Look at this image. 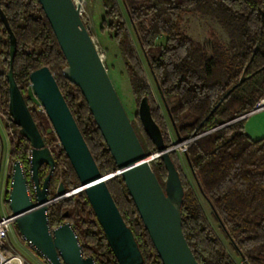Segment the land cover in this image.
<instances>
[{
    "label": "trees",
    "instance_id": "trees-1",
    "mask_svg": "<svg viewBox=\"0 0 264 264\" xmlns=\"http://www.w3.org/2000/svg\"><path fill=\"white\" fill-rule=\"evenodd\" d=\"M102 1L105 18L101 29H113L132 91L139 102L148 98L153 119L166 145H171L172 141L130 24L177 137L189 138L237 119L264 97V0ZM0 8L17 40L15 80L57 163L49 184V196L56 194L52 189L56 175L61 176L66 191L80 185V181L62 146H55L57 139L53 129L50 128L52 137H47L50 122L45 113L37 111L35 99L28 91L30 74L40 67L48 66L54 73L101 173L115 171V161L80 89L62 75L66 59L39 1L0 0ZM189 12L216 18L227 41L213 36L208 47L191 38L182 28L183 15ZM0 57L7 69L5 73L0 72V112L6 120L7 132L12 134L9 158L13 162L20 160L28 173L30 143L20 134L8 112L9 33L1 19ZM247 64L244 80L238 84ZM174 98L178 99V104L174 103ZM219 101L220 105L211 112ZM137 117L142 136L132 124L145 152H156L155 144ZM244 124L245 118L235 120L195 140L184 152L197 186L210 204L221 231L230 239L235 254L243 264H264V137L251 138ZM170 154L184 186L182 228L195 257L200 264H238L213 228L179 165L176 151ZM151 163L164 186L167 170L162 159H153ZM48 171L47 165L41 166V182ZM107 185L134 234L144 264H161L121 176L110 179ZM64 207L69 208L67 218L62 211ZM48 215L52 227L66 220L72 223L84 256H93L97 264H119L84 191L51 205Z\"/></svg>",
    "mask_w": 264,
    "mask_h": 264
},
{
    "label": "water",
    "instance_id": "water-1",
    "mask_svg": "<svg viewBox=\"0 0 264 264\" xmlns=\"http://www.w3.org/2000/svg\"><path fill=\"white\" fill-rule=\"evenodd\" d=\"M38 1L66 59L62 75L80 89L115 161L116 170L108 174L101 173L55 75L48 66L31 72L32 92L41 102L80 181L79 188L87 195L117 261L119 264H144V257L134 234L107 185L110 179L120 175L161 264H200L183 232L181 208L185 191L170 153L179 144L191 145L195 140L211 133L213 128L187 139L178 137L176 143L166 145L159 125L153 119L148 98L144 97L139 103L138 116L144 131L156 146V152L147 154L82 16L81 4L77 0ZM0 19L9 33L10 59L6 75L8 112L31 147L28 173L20 160H15L12 164L7 198L10 214L16 216L15 225L21 237L49 264H97L93 256L83 255L82 246L70 221L66 220L57 227L51 226L49 207L74 191H66L63 183H60L56 194L49 196V184L57 163L15 80L13 65L17 40L1 8ZM248 66L249 64L238 84L244 80ZM233 121L235 119L222 123L215 129ZM156 158L162 159L167 170L164 186L151 163ZM44 164L49 171L41 182L39 170ZM30 185L33 193L30 192ZM64 217H68V212L64 213Z\"/></svg>",
    "mask_w": 264,
    "mask_h": 264
},
{
    "label": "rangeland",
    "instance_id": "rangeland-1",
    "mask_svg": "<svg viewBox=\"0 0 264 264\" xmlns=\"http://www.w3.org/2000/svg\"><path fill=\"white\" fill-rule=\"evenodd\" d=\"M81 4V13L83 15V18L89 28V31L91 33V35L94 37V40L96 42V45L100 51V53L102 54L103 58H104V62L106 64V67L109 71V74L111 76V79L116 87V90L120 96V99L122 100V103L132 121V123L134 124L138 134L140 136H142L141 134V130L139 127V122H138V107H139V100H137V98L135 97L131 85H130V81H129V77L128 74L126 72V68L124 65V60L121 54V51L119 49V46L117 45V43L115 42L114 38H113V29L111 28H105V29H101L102 26V21L105 18V8L103 6V1L102 0H78ZM132 37L134 39V42L137 46L138 52L141 56L147 77H148V81L154 91V95L155 98L157 100V102L159 103V105L161 106L162 109V114L163 117L165 119L166 125H167V131H168V135H169V139L172 141V143H176L178 140V137L176 136L172 123L169 119V116L167 114V111L164 107L163 101L161 100L157 89H156V85L154 82V79L150 73L146 58L143 54V52L141 51V49L139 48V44L137 42V36L135 34V31L133 29V27L131 26V24L129 25ZM182 28L183 30L194 40L206 45L209 47L210 41L212 39V37H218L220 40H222L223 42L227 41V36L226 33L224 31V29L222 28V26L220 25V23L218 22V20L210 15L207 14H202V13H197V12H189V13H185L183 15V23H182ZM159 42H161L159 40ZM7 71L6 67L3 64L2 58L0 57V72L5 73ZM28 91L31 92V95L34 97L33 92H32V88H31V84H29L28 87ZM35 99V103H36V109L38 110V101ZM174 103L178 104V99L174 98ZM42 112V111H41ZM1 119L5 125V118L4 116L1 114ZM218 127V126H217ZM52 126L50 124V127H48L46 129V133L48 134L47 137L50 138L52 137V133H51V129ZM4 129V128H3ZM3 129H1L2 135H3V140H4V149H3V158H2V162H1V168H0V185L1 184H6V190H7V198H8V190L10 187V178H11V173H12V164L13 161L10 158H6V153H7V148H8V143L10 146V138L12 134H9L6 130V134H3ZM219 128L215 127L212 129L213 133L215 130H217ZM55 133V132H54ZM56 135V134H55ZM142 138V137H141ZM57 139V136H56ZM187 139V138H185ZM8 140V142H7ZM55 146L58 147V144L60 145L59 140L57 139V141H54ZM190 146V145H189ZM189 146H184L183 144H179L178 146H176V153L178 155L179 158V165L181 166L184 174L187 176L189 182L191 183V185L194 187L198 198L200 199L204 210L206 212V214L208 215L211 224L213 226V228L215 229L216 233L218 234V236L223 240L228 252L232 255V257L234 258V260L238 263V264H243L242 259L237 256L235 254V252L232 249V245H231V241L229 238H227L224 233L221 231L220 229V223L215 219L213 213H212V208L210 206V204L208 203V201L206 200V198L203 196V194L201 193V191L199 190L197 183L194 179V176L191 172V169L189 167V164L186 160L185 157V152L184 149H188ZM10 148V147H9ZM57 150V149H56ZM152 154V153H149ZM62 166V165H60ZM61 171V167L59 168V172ZM60 183H63L61 180V176H55V179L53 181V186L52 189L54 191V193H56ZM31 186V185H30ZM70 191H74L72 194L68 195L67 197H71L72 195L78 193L81 191V189L79 188V185H74L70 188ZM30 192L33 193L32 187L30 188ZM66 197V198H67ZM6 198V205H3L1 202L0 204V214L3 216H6L8 214H10V208L8 205V201ZM59 202V201H58ZM56 202V203H58ZM67 207H64L62 209V211L68 212ZM59 226V225H58ZM12 228L14 229V233H18L16 225H12ZM22 239V238H21ZM22 241L24 242V240L22 239ZM25 246H26V254L22 251V250H16V252L21 256L22 259H24L25 263L28 264L29 261H31L32 259L34 260L33 255L31 254V250H29L28 245L24 242ZM37 261V259H36ZM38 262V261H37ZM39 263V262H38ZM40 264V263H39Z\"/></svg>",
    "mask_w": 264,
    "mask_h": 264
},
{
    "label": "built area",
    "instance_id": "built-area-1",
    "mask_svg": "<svg viewBox=\"0 0 264 264\" xmlns=\"http://www.w3.org/2000/svg\"><path fill=\"white\" fill-rule=\"evenodd\" d=\"M38 101V110L45 113L44 108L41 104V102ZM264 110V97H262L254 106V108L241 115L235 120L243 119L248 117L249 115ZM108 174V173H106ZM16 216H13L11 214H8L6 216L0 215V264H26L24 259L21 258V256L16 252L14 247L9 243V233L11 230L12 225L15 224ZM24 242L28 245L29 250H31V254L33 255L34 259L40 263V264H49L35 249H33L29 243H27L25 240Z\"/></svg>",
    "mask_w": 264,
    "mask_h": 264
},
{
    "label": "crops",
    "instance_id": "crops-1",
    "mask_svg": "<svg viewBox=\"0 0 264 264\" xmlns=\"http://www.w3.org/2000/svg\"><path fill=\"white\" fill-rule=\"evenodd\" d=\"M77 2H79V1L77 0ZM244 128H245V131L247 132V134L251 138H253V139L263 138L264 137V110L259 111V112H255V113L249 115L248 117H246ZM1 129H3V134L4 133L6 134V127H5V125L1 119V115H0V168H1L2 158H3V149H4V140H3V135H2ZM7 142H8V140H7ZM9 147L10 146L8 143V148H7L8 150L6 153L7 159L9 158V152H10ZM5 185H6L5 183L0 185V202L3 205H6V198H7L6 197L7 196V193H6L7 190H6ZM21 238L22 237L19 234V232L14 233V229L11 227V230L9 233V238H8L9 243L14 247L15 250H17V249L19 251L22 250L25 253L27 249H26L24 242L22 241L23 238L22 239ZM28 264H39V263L35 259L34 260L32 259L31 261H29Z\"/></svg>",
    "mask_w": 264,
    "mask_h": 264
},
{
    "label": "bare ground",
    "instance_id": "bare-ground-1",
    "mask_svg": "<svg viewBox=\"0 0 264 264\" xmlns=\"http://www.w3.org/2000/svg\"><path fill=\"white\" fill-rule=\"evenodd\" d=\"M82 16H83V15H82ZM181 145H182V144H181ZM183 145H184V146H187V143H183ZM19 264H22V263L19 262Z\"/></svg>",
    "mask_w": 264,
    "mask_h": 264
}]
</instances>
